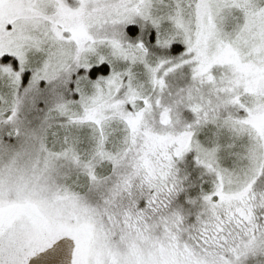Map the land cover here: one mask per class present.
Wrapping results in <instances>:
<instances>
[{"label": "snow or ice", "instance_id": "6c2138e0", "mask_svg": "<svg viewBox=\"0 0 264 264\" xmlns=\"http://www.w3.org/2000/svg\"><path fill=\"white\" fill-rule=\"evenodd\" d=\"M0 264H264V0H0Z\"/></svg>", "mask_w": 264, "mask_h": 264}]
</instances>
